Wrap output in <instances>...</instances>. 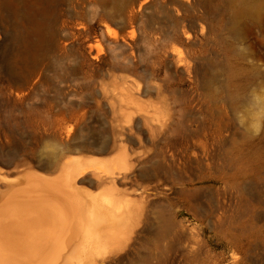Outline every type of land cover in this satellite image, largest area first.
<instances>
[{"label": "rangeland", "instance_id": "1", "mask_svg": "<svg viewBox=\"0 0 264 264\" xmlns=\"http://www.w3.org/2000/svg\"><path fill=\"white\" fill-rule=\"evenodd\" d=\"M65 1L0 0L7 231L27 236L37 218L67 233L63 201L34 189L67 170L97 210L79 222L108 218L105 202L124 209L114 264H264V0H127L119 13L112 0ZM114 108L134 113L117 119L122 133ZM117 163L126 180L109 182Z\"/></svg>", "mask_w": 264, "mask_h": 264}, {"label": "bare ground", "instance_id": "2", "mask_svg": "<svg viewBox=\"0 0 264 264\" xmlns=\"http://www.w3.org/2000/svg\"><path fill=\"white\" fill-rule=\"evenodd\" d=\"M66 1L70 2L71 0H66ZM97 1L98 2L99 1L103 2V0H97ZM105 1L107 2V0H105ZM126 1L127 0H112L111 4H113L112 6L114 8V11L117 12V13L122 12L123 9H124V6L126 7V5H125V3H127ZM78 2H81V1H78ZM107 4L109 5V3H107ZM110 12H111V14L113 13L112 10ZM113 14H115V13H113ZM110 17H112V16H110ZM135 90H138V87ZM133 94H134V92H133ZM129 96H131V95H128L127 97H129ZM129 98H131V97H129ZM106 100H107V98H106ZM108 100H110V99H108ZM108 100H107V103H108ZM113 100H115V99H113ZM111 105H113V103H111ZM137 105H138V103H137ZM114 106H111V107H114ZM118 106L119 105H117V109H118ZM120 108H121V105H120ZM120 108H119V110L121 112L122 110ZM108 109L111 110L110 107ZM115 109L116 108H114L113 110L117 112V114H118L117 118H116V116L114 117L116 112L114 113L113 110H112L111 113L112 112L114 113V115H112L113 116L112 119L113 118L116 119L115 121H117V125H115V126L117 127L118 125L120 126V124H118V120L122 121L125 117L122 120H120L118 118L120 112L115 110ZM127 109L130 110V108H128V107H127ZM125 112L127 113V111H125ZM123 113H124V111L122 112V114ZM137 113L138 112H136L135 114H137ZM146 113H147V111H146ZM133 114L130 113V117L127 114L128 117L125 118V120H127L128 118L130 119L129 122H128L129 119L127 120L128 126L131 124L130 123L131 122V118H132L131 115H133ZM147 114H149V113H147ZM151 114L154 115L153 113H151ZM140 115H142V114L140 113ZM149 115H147V117ZM120 116H121V114H120ZM134 116H136V115H134ZM156 116H160V115H156ZM160 117H163V116L161 115ZM144 119H146V116L144 117ZM150 119H151V117H149V120L147 119V122L150 121ZM154 119L156 120V117ZM158 119H157V121H159ZM125 120H123V121L126 122ZM151 121H153V120H151ZM150 122H148V123H150ZM120 123H122V122H120ZM143 124H144V121H143ZM126 125H124V126H126ZM145 125H146V123H145ZM115 126H113L112 128L114 129ZM124 126H122V127L124 128ZM117 128L115 130H117ZM118 129H119V132L121 130L120 133H122L123 130H124V129L123 130L120 129V127ZM115 130L112 133L115 132V134H116ZM120 133H118V135H120ZM112 136L114 137L113 134H112ZM121 137H122V135H121ZM117 138H119V137H117ZM112 139L116 140L115 137L112 138ZM113 143L115 144V142H113ZM50 150L51 151L48 153L47 157L48 158L50 157L49 159H52L54 154H55V152H54L55 147H51ZM101 150H103V149H101ZM101 152H103V151H101ZM107 152L108 151H106L105 153H107ZM52 164H53V162H52ZM115 170H117V171L115 172ZM128 170H129V168L128 167L125 168L124 164H122V163L118 164L117 163L112 170H110V171H108L106 173V176H107L106 178L107 179L109 178L108 179L109 182H115L116 181L115 179H117V177H119L120 179L126 180V176H127ZM65 172H67V173H65V179L64 180H59L58 183L60 185H56V187L54 185L51 186L50 183L47 180L40 178V179H38L39 180L38 184H39L40 187H37V189H36V188H34L36 186L33 187V186L29 185L30 187H27V188H32L33 187L35 190H39L40 192H43L44 193L43 195L41 193L39 195H42V197L44 196L48 200L50 199L48 197L51 196V195H49V196L46 195L48 193V191H49V193L50 192L56 193V194L52 193L54 196L52 195L51 197H53V200H55L56 204H58L57 201L62 200L63 201L62 203L64 205V209L69 215V217H67V222H68L67 223L68 224L67 233H65L64 235L62 234V235H60V237L58 236V238H57V235H53L55 233L54 231H56V230H54V231L49 230L50 232L48 233L47 232L48 229H51V228L50 227L47 228L48 226L47 227L44 226L45 229H47V231H46L47 233H46L45 229L43 227V224L40 227L41 223L37 224V221H36L37 218L34 216L33 219L36 218V219H34V223H36L35 230L34 229L31 230L25 224V226L27 227V231H28V232H26V233H28L27 236H24V232L23 233H19V235H18V233L16 232V231H18V229L15 231V234L17 233V235H15L13 233L14 231H12L13 234H11L10 232L7 231V228L8 227L11 228L10 225H12L13 223H12V221H9V220L6 221L5 220V216H4V217L0 218V264H111V263L114 264L113 262H115V261H117L119 259V258H115V257H116V255L119 254L118 252H120V251L122 252V249L120 247L123 245L122 243L124 242L125 237L127 235V233L125 234L123 232V229L126 227V225L129 222V220L122 219V217H124V214H125L124 209L122 208L121 209L122 211H120L118 206L114 205L113 203L105 202V203H103L102 206H103V209L107 212V216L106 217H108V218H106L102 222H100L98 220L95 222L94 219H91L90 217H87V219L89 221H91V222H89L86 225H84V223L79 222L80 216H83V215L84 216H88L89 214L90 215L92 214L94 216L96 214L97 210L94 207L82 206L81 205V197L79 196L78 190L75 188V182L73 180L71 171H67L66 170ZM127 179H128V177H127ZM11 183H13V182H10L9 185H11ZM58 183H56V184H58ZM113 184L114 183H112L111 185H113ZM11 189L12 188L10 186V190ZM23 191L26 192V193H23V194L25 196H27V193H28L27 191H29V190L28 189L27 190L23 189L22 192ZM17 192L22 194L21 190H19ZM17 192H16V195H15V193H14V195H13V193H11V194L13 196H18L19 193L17 194ZM34 194L37 195L36 191H34ZM35 195H33V196H35ZM58 195L61 196L62 198L59 197ZM141 195L146 199L148 197V195H149L147 189H143L141 191ZM37 197H36V200H39V198L42 199V197H38V199H37ZM23 202L26 204L25 200ZM38 202L39 201H37V203ZM37 203L36 204L34 203V204L37 205ZM20 204L23 205L22 201L20 202ZM27 204L29 206L31 205V204H29V202H27ZM28 205L26 207H28ZM46 205H47V203H46ZM46 205L44 204L43 208H45ZM48 205H49V203H48ZM32 206H34V205H32ZM20 207L22 208L23 206H20ZM39 208H41V207H39ZM46 208L50 209V207H46ZM31 209H33V207ZM23 210L24 211H27V210L30 211L29 209L26 210L25 207H24ZM23 210H21V211H23ZM19 211L20 210H18V207L17 208H13L12 211H11L10 217L13 216L12 218H13V220L15 219L14 222L16 224L17 223L18 224L21 223V225H23L22 223H24V220H25L24 218L25 217H24L23 214H22V216L19 215ZM46 211L47 210L45 209V214L43 213L44 211L43 212L41 211L42 212V216H43V214H44V216L46 215ZM55 211H57V210H55ZM31 212L32 211H30L28 214H26V217H28L29 220H30L29 217L39 213V212H37L36 214H31ZM29 214H31V216H29ZM72 214L74 216L76 214L77 220L74 217L72 219V216H71ZM42 216H41V218H42ZM43 218H45V217H43ZM54 220L57 223V221H59L60 219L59 218L58 219L55 218V219H53V222H55ZM42 221L39 220V222H42ZM43 222L46 223V221H43ZM136 222H137V220H136ZM60 223H61V221H60ZM53 224H50V226L52 227ZM57 224H59V222ZM18 227L20 228L22 226L18 225ZM56 227H58V226H55V228ZM14 228L16 229V227H14ZM15 229H13V230H15ZM21 230L22 229H20V231ZM57 230H60V228L57 229ZM37 232H39V233H37ZM57 232L60 233V231H57ZM57 232H56V234H57ZM20 234H22V235H20ZM129 236H130V233H129ZM191 238L192 237H190V239ZM128 239H130V238H128ZM118 246H120V247H118ZM35 247H38V248H35Z\"/></svg>", "mask_w": 264, "mask_h": 264}]
</instances>
